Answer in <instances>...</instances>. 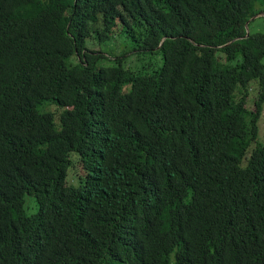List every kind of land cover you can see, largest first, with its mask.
Here are the masks:
<instances>
[{"label": "trees", "instance_id": "obj_1", "mask_svg": "<svg viewBox=\"0 0 264 264\" xmlns=\"http://www.w3.org/2000/svg\"><path fill=\"white\" fill-rule=\"evenodd\" d=\"M259 14L0 0V264H264Z\"/></svg>", "mask_w": 264, "mask_h": 264}, {"label": "rangeland", "instance_id": "obj_2", "mask_svg": "<svg viewBox=\"0 0 264 264\" xmlns=\"http://www.w3.org/2000/svg\"><path fill=\"white\" fill-rule=\"evenodd\" d=\"M252 31H260V32H264V18H259L257 19L251 26ZM118 33H115L113 35V37L111 38L112 40L108 43H104L102 45H97V44H91L90 48L92 51L94 52H100V50H105L104 53L108 54L111 58L116 59V57L122 58V61L125 63V65L127 66H131V67H137L138 66H144L147 65L149 63V57L147 56H142V57H136L137 58V62L134 60L133 57L126 56L124 54H126L130 49L131 46L128 43L127 39L121 36H117ZM91 42H89L88 44H90ZM137 55L136 53L133 55L135 56ZM141 68V67H140ZM254 99H255V95L252 94L249 98V107L251 109H254ZM261 133H264L263 130V124L261 123ZM78 170H73L72 175H71V180H73L75 178V173Z\"/></svg>", "mask_w": 264, "mask_h": 264}, {"label": "clouds", "instance_id": "obj_3", "mask_svg": "<svg viewBox=\"0 0 264 264\" xmlns=\"http://www.w3.org/2000/svg\"><path fill=\"white\" fill-rule=\"evenodd\" d=\"M101 45V44H100ZM100 51H102V50H100ZM104 51L105 50H103L102 52L104 53ZM104 54H106V53H104ZM125 55V54H124ZM106 56H108V57H110L108 54H106ZM111 58V57H110ZM116 58H118V57H116ZM112 60H114L113 58H111Z\"/></svg>", "mask_w": 264, "mask_h": 264}, {"label": "water", "instance_id": "obj_4", "mask_svg": "<svg viewBox=\"0 0 264 264\" xmlns=\"http://www.w3.org/2000/svg\"><path fill=\"white\" fill-rule=\"evenodd\" d=\"M262 15H264V14H259V15L255 16L254 18H258V17H260V16H262Z\"/></svg>", "mask_w": 264, "mask_h": 264}]
</instances>
